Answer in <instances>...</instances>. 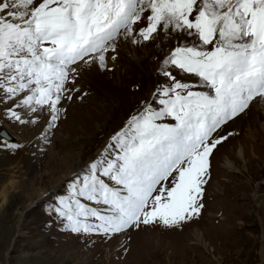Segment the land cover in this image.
I'll list each match as a JSON object with an SVG mask.
<instances>
[{"label":"snow or ice","instance_id":"1","mask_svg":"<svg viewBox=\"0 0 264 264\" xmlns=\"http://www.w3.org/2000/svg\"><path fill=\"white\" fill-rule=\"evenodd\" d=\"M161 33L177 42L164 80L56 197L65 231L114 238L201 215L211 158L235 134L218 131L264 100V0H0V120L19 125L47 114L51 130L84 68Z\"/></svg>","mask_w":264,"mask_h":264},{"label":"rangeland","instance_id":"2","mask_svg":"<svg viewBox=\"0 0 264 264\" xmlns=\"http://www.w3.org/2000/svg\"><path fill=\"white\" fill-rule=\"evenodd\" d=\"M176 43L163 33L140 44L121 40L106 70L81 71L79 91L62 102L51 130L47 114L35 125L2 120L21 147L0 149V264H264V100L217 133L235 134L215 150L204 208L183 228L85 236L65 231L51 212L73 175L151 100ZM227 158L234 170L223 167Z\"/></svg>","mask_w":264,"mask_h":264},{"label":"bare ground","instance_id":"3","mask_svg":"<svg viewBox=\"0 0 264 264\" xmlns=\"http://www.w3.org/2000/svg\"><path fill=\"white\" fill-rule=\"evenodd\" d=\"M165 45V44H164ZM160 47H164L163 45H161ZM156 51V50H155ZM155 51H154V49L153 50H151V52H153V53H155ZM151 55V54H150ZM150 57H153V55H151ZM259 100H261L260 98H257L256 100H254L252 103H251V105H250V107H249V109H251L254 105V102H258ZM248 109V110H249ZM239 118V117H238ZM237 119V118H236ZM4 123V122H3ZM227 125V124H226ZM225 125V126H226ZM4 126H5V128L10 132V133H12V131L10 130V129H8V127L6 126V124L4 123ZM225 126H223V128L225 127ZM222 130V129H221ZM219 132V131H218ZM13 134V133H12ZM19 138V137H18ZM20 139V138H19ZM1 142H4V141H1ZM219 148V147H218ZM242 155H243V153L241 154V152H239V153H237V158L238 159H241L242 158ZM225 169H228V170H234L235 168H236V166H235V163H232L228 158H227V160H226V162L224 163V166H223ZM80 168H82V166H80L79 168H78V170L77 171H79L80 170ZM47 196V195H46ZM41 198H43V197H41ZM44 198H45V195H44ZM43 198V199H44ZM43 199H40L39 198V200H43ZM37 203V202H36Z\"/></svg>","mask_w":264,"mask_h":264},{"label":"water","instance_id":"4","mask_svg":"<svg viewBox=\"0 0 264 264\" xmlns=\"http://www.w3.org/2000/svg\"><path fill=\"white\" fill-rule=\"evenodd\" d=\"M0 141H6L8 143H16L20 144L18 137L12 133H10L4 126L2 120H0Z\"/></svg>","mask_w":264,"mask_h":264}]
</instances>
